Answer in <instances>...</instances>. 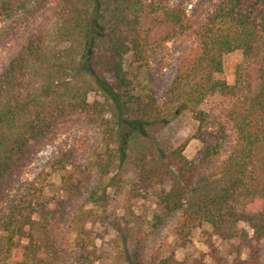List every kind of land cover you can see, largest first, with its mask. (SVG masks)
<instances>
[{"label": "trees", "instance_id": "obj_1", "mask_svg": "<svg viewBox=\"0 0 264 264\" xmlns=\"http://www.w3.org/2000/svg\"><path fill=\"white\" fill-rule=\"evenodd\" d=\"M21 1L0 0V17ZM42 16L15 30L0 67V264H184L148 251L150 232L168 217L181 243L204 224L223 238H246L240 222L263 240L264 0H213L194 19L180 1L51 0ZM187 33L196 47L179 61L163 99L138 90L126 57L145 63L150 51ZM237 50L246 65L229 84L216 75ZM217 94L232 99L230 132L220 126L200 160H191L185 144L172 143L170 124ZM82 121L96 131L95 174L63 167L64 194L56 197L38 180L16 187L32 157ZM129 166L138 173L123 191L124 213L100 235L93 224L106 226L105 209L89 204L120 186L119 170ZM213 258L194 264H223Z\"/></svg>", "mask_w": 264, "mask_h": 264}, {"label": "rangeland", "instance_id": "obj_2", "mask_svg": "<svg viewBox=\"0 0 264 264\" xmlns=\"http://www.w3.org/2000/svg\"><path fill=\"white\" fill-rule=\"evenodd\" d=\"M51 0H22L18 9L8 17H0V67L9 56V48L12 35L15 30L20 29L29 21L41 22L43 20L44 9L48 7ZM180 1L187 6L188 13L192 19L203 14L209 9L213 0H171ZM36 22V23H37ZM196 47V40L191 33L181 35L169 42L158 50H152L148 54L145 63L136 61L133 55H128L125 59L129 77L136 85L138 90L155 95L159 100L163 99L165 90L169 87L177 66L181 58L191 53ZM246 61L243 53L239 50L228 53L223 59V70L216 76L233 84L236 78V71L239 66H245ZM95 96L90 95V99ZM232 99L221 95L208 97L194 112L182 113L174 119L169 128L171 141L174 146L185 144V155L194 161H199L207 144L214 143L213 135L220 126L226 127L230 132V124L226 120V111L230 107ZM203 117V122L200 121ZM201 125V131L199 126ZM203 133L205 140L198 135ZM99 149L96 147V131L94 127L85 121L76 122L66 130L59 132L53 140L43 146L25 167L20 182L17 186L29 187V184L38 180L47 186L46 193L49 197L63 195L61 192L62 175L64 168L74 169L83 168L95 174L96 163ZM137 170L133 167H123L119 170L118 179L121 184L111 185L107 188L104 199L100 204H92L94 209H105L107 216L106 226L96 223L93 226L102 235L107 228L111 232L113 219L121 216L124 212L125 189L129 183L137 178ZM111 174L103 178L110 179ZM98 179L95 176L88 189V193L96 184ZM103 190V188H102ZM102 190L99 192L101 193ZM139 203L135 204L137 213H141ZM98 220V219H97ZM96 220V221H97ZM172 217H168L160 226L150 232L148 238V251L151 256L161 257L163 255L175 254L176 258L184 264H194L195 259L204 255L211 263L213 256L220 258L223 264H264V239L256 240L253 238V230L246 222L239 225L247 233L246 238L226 239L213 232L208 224H204L193 230L187 242L181 243L172 232ZM105 239H108L105 236ZM98 243H104L98 238ZM105 244V243H104ZM106 245V244H105ZM104 245V246H105ZM107 244L106 247H110Z\"/></svg>", "mask_w": 264, "mask_h": 264}]
</instances>
